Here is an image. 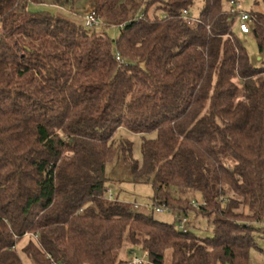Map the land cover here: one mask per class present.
<instances>
[{
    "label": "trees",
    "instance_id": "16d2710c",
    "mask_svg": "<svg viewBox=\"0 0 264 264\" xmlns=\"http://www.w3.org/2000/svg\"><path fill=\"white\" fill-rule=\"evenodd\" d=\"M70 1L0 0V264H134L145 252L142 264H251L264 229V13H248L255 66L235 0H91L100 33ZM120 131L140 137L141 161ZM119 157L152 185V212H194L213 237L108 198Z\"/></svg>",
    "mask_w": 264,
    "mask_h": 264
},
{
    "label": "rangeland",
    "instance_id": "374dc122",
    "mask_svg": "<svg viewBox=\"0 0 264 264\" xmlns=\"http://www.w3.org/2000/svg\"><path fill=\"white\" fill-rule=\"evenodd\" d=\"M140 1V0H139ZM148 1V0H145ZM164 1V0H162ZM239 3L238 9L241 11L249 12H261L264 13V4L262 0H235ZM91 0H71L67 5V13H71L72 17L77 20L84 18L86 13L89 12L91 8ZM200 4L196 3L195 7L192 9V16L197 17L199 14ZM223 9L225 11L231 10L230 2L224 1ZM29 11L31 13H44L50 14L52 16L59 15L61 10L57 7L50 5H36L30 4ZM78 12V13H77ZM162 16L161 12L150 11L149 16ZM79 19V20H80ZM97 32H102V27H95ZM238 34V30H236ZM106 34L112 39L117 40L120 35L119 27H110L106 29ZM239 35V34H238ZM243 45L246 47L250 60L255 66L260 65V59L262 58L258 52V46L256 40L252 35L245 37L242 40ZM115 139L120 141L122 139H129L133 143V156L135 160L141 161V139L139 136L131 135L127 131H120L117 133ZM107 177L109 178L108 183V198L117 199L120 202L129 204L135 207L137 212H140L147 216H153L154 219L168 223H176L178 228L184 229L187 227L186 220L190 227L189 229L193 234L201 238H212L213 237V227L208 223V220L203 216H196L194 212H190L185 215L184 213L172 212L164 210V212H152V203L154 198V190L150 183H137L135 182L131 169L127 165L122 157L116 158L114 161L107 165L106 169ZM194 199L197 206L202 204V199L198 194L194 195ZM261 228V227H260ZM257 248L253 249L250 254L251 264H264V229H260L256 233Z\"/></svg>",
    "mask_w": 264,
    "mask_h": 264
},
{
    "label": "built area",
    "instance_id": "2783aa9c",
    "mask_svg": "<svg viewBox=\"0 0 264 264\" xmlns=\"http://www.w3.org/2000/svg\"><path fill=\"white\" fill-rule=\"evenodd\" d=\"M232 5H235V4L232 3ZM239 17L240 19H239V29H238L239 33L238 34H239V38L243 40L245 37L252 35L251 28H250L252 18L247 12L241 11V10H239ZM84 19L88 27H93V26L104 27L105 26V23L97 17V14L93 9H91L89 12L86 13ZM122 27L123 25L120 26V28ZM117 59L120 60V57L118 54H117ZM164 210L165 209H159L158 212L162 213L164 212ZM184 222L186 221L184 220ZM147 257H148V252H145L142 257H136L133 262L134 264H142L145 262Z\"/></svg>",
    "mask_w": 264,
    "mask_h": 264
}]
</instances>
